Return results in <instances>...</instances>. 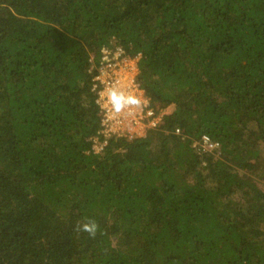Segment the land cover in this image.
<instances>
[{"label": "trees", "instance_id": "16d2710c", "mask_svg": "<svg viewBox=\"0 0 264 264\" xmlns=\"http://www.w3.org/2000/svg\"><path fill=\"white\" fill-rule=\"evenodd\" d=\"M111 41L165 114L96 153ZM0 264H264V0H0Z\"/></svg>", "mask_w": 264, "mask_h": 264}, {"label": "built area", "instance_id": "2783aa9c", "mask_svg": "<svg viewBox=\"0 0 264 264\" xmlns=\"http://www.w3.org/2000/svg\"><path fill=\"white\" fill-rule=\"evenodd\" d=\"M141 58L140 53L130 55L114 41L101 49L92 86L97 94L101 119L99 134L93 139L96 153L105 149L110 138L132 140L144 137L150 130L157 129L164 117L165 111L157 112L150 107L140 85ZM192 146L205 153L217 150L219 143L203 135Z\"/></svg>", "mask_w": 264, "mask_h": 264}, {"label": "clouds", "instance_id": "9594fccd", "mask_svg": "<svg viewBox=\"0 0 264 264\" xmlns=\"http://www.w3.org/2000/svg\"><path fill=\"white\" fill-rule=\"evenodd\" d=\"M85 230L86 231H89V232H94V230H95V225L93 224L91 227H89V226H85Z\"/></svg>", "mask_w": 264, "mask_h": 264}]
</instances>
